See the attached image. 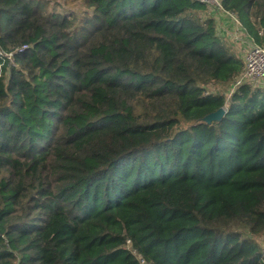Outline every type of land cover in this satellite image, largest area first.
<instances>
[{
    "label": "trees",
    "instance_id": "16d2710c",
    "mask_svg": "<svg viewBox=\"0 0 264 264\" xmlns=\"http://www.w3.org/2000/svg\"><path fill=\"white\" fill-rule=\"evenodd\" d=\"M81 1L0 0V264H264V87L208 88L244 67L216 18Z\"/></svg>",
    "mask_w": 264,
    "mask_h": 264
},
{
    "label": "built area",
    "instance_id": "2783aa9c",
    "mask_svg": "<svg viewBox=\"0 0 264 264\" xmlns=\"http://www.w3.org/2000/svg\"><path fill=\"white\" fill-rule=\"evenodd\" d=\"M201 3H204L209 9H212L214 11H220L223 13H226L229 15L234 22L236 23V26L238 30L240 31V35L242 32L246 33V30L243 28L239 20L236 18V16L226 11L221 3V0H196ZM234 38L238 41H241L242 38L239 35L238 31L234 33ZM261 35H264V29H261L260 31ZM248 35V34H247ZM248 49L246 51L245 57H244V67L239 76L236 78V80L232 83L233 89L230 91L229 95L232 93V91L241 84H248L253 88L256 87H264V43L259 44L254 39L250 38L247 41ZM26 45H24L22 49H24ZM14 52H3L0 49V56H5L10 61H12ZM2 69V64L0 63V72ZM260 241L262 243V248L264 252V233L260 236ZM143 262V260H142Z\"/></svg>",
    "mask_w": 264,
    "mask_h": 264
},
{
    "label": "crops",
    "instance_id": "0c3cea01",
    "mask_svg": "<svg viewBox=\"0 0 264 264\" xmlns=\"http://www.w3.org/2000/svg\"><path fill=\"white\" fill-rule=\"evenodd\" d=\"M211 14H212L211 16L216 18L217 23H218L219 32L224 37V39L232 41L231 43L233 45H234L233 41H236L237 44L241 45V49H242L241 51L242 52L240 51V56L244 60L246 51L248 49L247 41L251 37H249L244 32H242L241 35H240V31L238 30V28L236 26V23L226 13H223V12H220V11H213V13H211ZM236 31H238L239 35L241 36V38H242L241 41H238L237 39L234 38V35H235L234 33Z\"/></svg>",
    "mask_w": 264,
    "mask_h": 264
},
{
    "label": "rangeland",
    "instance_id": "374dc122",
    "mask_svg": "<svg viewBox=\"0 0 264 264\" xmlns=\"http://www.w3.org/2000/svg\"><path fill=\"white\" fill-rule=\"evenodd\" d=\"M59 1H60V5L63 7L64 10H66L67 13L72 12V11L80 13L83 10V3L81 0H66V1L59 0ZM213 11L214 10L209 9L208 11L209 13L207 14H211L213 13ZM228 42L231 43L232 41L228 40ZM233 43L234 45L232 46H233L234 51L240 55V51L242 50L241 45L237 44L236 41H233ZM208 88L212 91L223 92L227 96L229 95L230 91L233 89L232 84L220 85V84H215V83L210 84Z\"/></svg>",
    "mask_w": 264,
    "mask_h": 264
},
{
    "label": "water",
    "instance_id": "95a60500",
    "mask_svg": "<svg viewBox=\"0 0 264 264\" xmlns=\"http://www.w3.org/2000/svg\"><path fill=\"white\" fill-rule=\"evenodd\" d=\"M225 114V108L221 107L217 111L207 114L203 119L204 121L210 123L214 120H219Z\"/></svg>",
    "mask_w": 264,
    "mask_h": 264
}]
</instances>
